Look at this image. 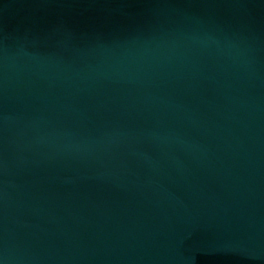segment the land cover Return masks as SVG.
<instances>
[{
    "label": "water",
    "instance_id": "95a60500",
    "mask_svg": "<svg viewBox=\"0 0 264 264\" xmlns=\"http://www.w3.org/2000/svg\"><path fill=\"white\" fill-rule=\"evenodd\" d=\"M0 264H264V0H0Z\"/></svg>",
    "mask_w": 264,
    "mask_h": 264
}]
</instances>
